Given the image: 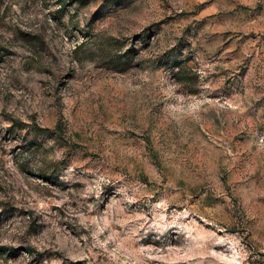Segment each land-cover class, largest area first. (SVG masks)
Instances as JSON below:
<instances>
[{
  "label": "rangeland",
  "instance_id": "374dc122",
  "mask_svg": "<svg viewBox=\"0 0 264 264\" xmlns=\"http://www.w3.org/2000/svg\"><path fill=\"white\" fill-rule=\"evenodd\" d=\"M0 264H264V0H0Z\"/></svg>",
  "mask_w": 264,
  "mask_h": 264
},
{
  "label": "trees",
  "instance_id": "16d2710c",
  "mask_svg": "<svg viewBox=\"0 0 264 264\" xmlns=\"http://www.w3.org/2000/svg\"><path fill=\"white\" fill-rule=\"evenodd\" d=\"M178 72H181V70L178 69ZM13 129L9 127V129L7 130L8 132H11Z\"/></svg>",
  "mask_w": 264,
  "mask_h": 264
}]
</instances>
